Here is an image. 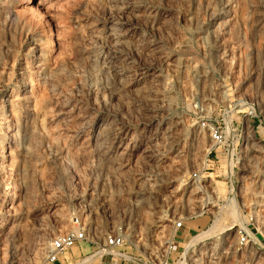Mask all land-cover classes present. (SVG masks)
Listing matches in <instances>:
<instances>
[{"label":"rangeland","instance_id":"obj_1","mask_svg":"<svg viewBox=\"0 0 264 264\" xmlns=\"http://www.w3.org/2000/svg\"><path fill=\"white\" fill-rule=\"evenodd\" d=\"M12 13L16 40L0 64V264H52L50 241L79 215L97 233H130L140 252L129 253L156 254L175 235L178 264H264V250L239 245L237 232L243 221L264 246V148L242 144L232 174L219 148L204 169L212 127L231 141L261 125L264 139V0H15ZM110 26L125 33L116 44ZM19 71L33 80L25 103ZM25 106L36 117L27 154ZM231 198L240 222L185 251ZM80 244L59 259L86 262L92 247Z\"/></svg>","mask_w":264,"mask_h":264},{"label":"built area","instance_id":"obj_2","mask_svg":"<svg viewBox=\"0 0 264 264\" xmlns=\"http://www.w3.org/2000/svg\"><path fill=\"white\" fill-rule=\"evenodd\" d=\"M260 126L261 125H249L248 127L250 129L245 133L242 130L237 131L231 137V141H227L226 133L222 129L212 127L210 129L212 146L206 155V162L208 163L204 169L212 168L215 163L219 162L217 149L224 148L227 153L232 155V172L238 171L234 161V156L242 150V144L244 145L243 149L253 145H258L264 148V139L260 137V134H256L254 131V129H258ZM212 154L215 157L213 160L210 159ZM196 178L197 175L193 174L192 181L194 182ZM223 178L225 179V183L229 185H234L236 183L234 175H228L226 173L223 175ZM85 218L86 216L83 218L80 215L74 217V220L72 221V228L50 241L46 254V261L48 263L59 262V255L65 254L80 243H86L92 247L90 256L98 259L99 262L97 264H115L113 261L114 258L116 261H119V264H174L182 262L183 260L182 252H177V256L171 257L177 242L175 235L167 237L164 240V247L161 251L156 252V254H146L145 251H143L142 254H134L129 253L126 249L129 248L133 250L135 248L134 250L138 252L139 248L134 244V240L132 239L130 233L126 230H122L121 227H116L115 230L108 233H97L96 230L91 229V226ZM183 224L184 219L174 221L173 231L177 232L180 230L183 227ZM247 231L243 229L237 231L238 243L241 246H246L249 242H251L249 233L252 232L249 230ZM258 241L261 245H263L259 239Z\"/></svg>","mask_w":264,"mask_h":264},{"label":"bare ground","instance_id":"obj_3","mask_svg":"<svg viewBox=\"0 0 264 264\" xmlns=\"http://www.w3.org/2000/svg\"><path fill=\"white\" fill-rule=\"evenodd\" d=\"M9 2H7V0H0V36L5 34L9 37V43L5 44V43H1L0 44V64L1 62L5 59V57L11 53L12 51V45L14 44V41L16 40V34L18 31V26L15 24L17 18L15 16H13L12 13V5L13 2H15V0H8ZM32 0H26V2H30ZM223 8V7H222ZM153 18V17H152ZM151 18V19H152ZM157 18V17H156ZM158 22V19H153L152 23L156 24ZM25 25V24H24ZM22 26V25H21ZM25 27V26H24ZM119 29V28H118ZM116 28V26H110L109 28H107V36L114 41V43L116 44L115 41H120V39L125 37V33L120 32ZM122 31V29H121ZM124 31V30H123ZM126 32V30H125ZM7 33V34H6ZM31 41H36V39H32ZM51 45V44H50ZM42 53L40 56L36 57V61L32 62L33 65L38 64V69L35 71L36 75H38V73L40 72L39 70L41 69V63L42 59H43ZM44 62V61H43ZM31 64V63H30ZM23 65V64H21ZM36 66V67H37ZM33 68V67H32ZM19 70H23L21 67H19ZM114 71L116 73V69L114 68ZM24 72V70H23ZM22 71L17 72V83H18V89L16 90L17 96H18V101L20 102H28L29 98H31L28 94L30 91V93H32V91L34 90L32 87V78L31 75L29 78H25L23 76ZM40 74V73H39ZM205 77V76H204ZM1 84V83H0ZM15 86V85H14ZM1 87L6 88V85L3 84L1 85ZM31 87L30 90H28L27 88ZM36 94V93H35ZM3 101L8 102L10 104V101L8 99L5 98V96H3ZM30 103V102H29ZM35 104V103H34ZM20 105V104H19ZM22 105V104H21ZM24 105V104H23ZM36 105V104H35ZM30 106V105H28ZM8 106H0V115L3 117L4 115H6V113H8ZM22 107V106H21ZM34 107V106H33ZM28 108V107H27ZM26 106L24 109H27ZM21 109V108H20ZM32 109H30V107L27 110V114L24 117V125H25V129L23 131H25L24 135L22 136L21 139V143H22V147H23V151L26 152L25 154H27V152L29 150H31L32 146H33V134L35 133L36 130V126H35V114L33 115V113H28L29 111H31ZM25 113V112H24ZM110 130H112V132H114L116 129L113 128V126H110ZM169 130V129H168ZM19 131V129L17 130ZM109 131V130H107ZM110 132V131H109ZM120 133V132H119ZM169 135L168 137H171V130L168 131ZM36 135V133H35ZM173 136V135H172ZM167 137V138H168ZM173 138V137H172ZM171 138V139H172ZM6 139V138H5ZM149 140V139H148ZM174 141V140H173ZM176 142V141H175ZM148 147V146H147ZM34 148V147H33ZM149 149V148H148ZM30 152V151H29ZM146 152V150H145ZM152 152V151H151ZM150 153V152H149ZM158 154V153H157ZM1 157V156H0ZM149 157V154H148ZM151 157V156H150ZM231 159V158H230ZM247 162V160H246ZM230 174H232L231 169L229 170ZM1 188V186H0ZM9 196L11 197H16V195H14V193L12 192L11 194H9ZM8 196V197H9ZM264 197V196H263ZM13 199V198H12ZM8 200H5V202ZM11 201V200H10ZM264 204V202H263ZM0 205H1V200H0ZM230 205V206H229ZM3 213V211H2ZM202 214H198V216H201ZM213 219L211 224L204 230L201 229L199 230V232L190 235L189 237H187L186 240V248L185 251L188 250L187 247L192 246L193 244H198L203 242L206 239H210V238H214L217 237L218 235H223L225 234L228 230L231 229V227H228L227 221L230 220L231 222H240L241 219V215L240 213L236 210L235 206H234V199L231 198V201L228 205H226L225 210L223 209L222 212L218 211L217 213L215 212V214L213 215ZM1 218V217H0ZM211 218V217H210ZM208 219V218H207ZM206 219V221H207ZM227 220V221H226ZM4 221V220H3ZM197 223L198 221L195 220L194 222H192V227L194 229H196L197 227ZM243 221H241L238 225L240 226V229H243L245 231H247V228L245 226L242 225ZM230 226V224H229ZM238 229V230H240ZM248 232V231H247ZM250 235V241L253 243V245H256V247H258V249L264 250V246L261 245L258 241V239L256 238V236L252 233H249ZM86 244V243H85ZM60 256V255H59ZM85 258V257H84ZM83 258V259H84ZM93 258L92 256H86V258L83 261H86L84 263H87V261H90V259ZM82 261V262H83ZM83 263V264H84ZM178 264V263H177ZM180 264H184V263H180Z\"/></svg>","mask_w":264,"mask_h":264},{"label":"crops","instance_id":"obj_4","mask_svg":"<svg viewBox=\"0 0 264 264\" xmlns=\"http://www.w3.org/2000/svg\"><path fill=\"white\" fill-rule=\"evenodd\" d=\"M78 248L81 249L80 252H79L80 254H81V252L84 253V249H83L84 247H83L82 244H80V245L78 246ZM69 252H70V253H69L70 255H73V256L75 255V253H74L73 250H71V251H69ZM52 264H64V263L59 259V262L52 263Z\"/></svg>","mask_w":264,"mask_h":264}]
</instances>
